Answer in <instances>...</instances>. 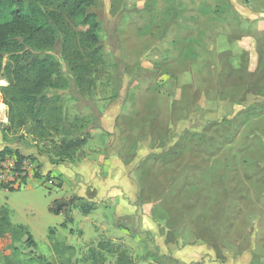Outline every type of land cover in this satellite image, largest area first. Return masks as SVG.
I'll return each instance as SVG.
<instances>
[{"label":"rangeland","instance_id":"1","mask_svg":"<svg viewBox=\"0 0 264 264\" xmlns=\"http://www.w3.org/2000/svg\"><path fill=\"white\" fill-rule=\"evenodd\" d=\"M93 10L102 62L78 88L62 61L59 132L7 130L0 92V207L35 241L7 230L0 257L264 264V0H95ZM86 133L71 160L58 155L62 138ZM66 161L82 164L50 171ZM83 195L95 198L88 214L68 203Z\"/></svg>","mask_w":264,"mask_h":264},{"label":"trees","instance_id":"2","mask_svg":"<svg viewBox=\"0 0 264 264\" xmlns=\"http://www.w3.org/2000/svg\"><path fill=\"white\" fill-rule=\"evenodd\" d=\"M94 5L95 0H0V78L7 82L0 86V92L7 106V130L23 128L31 122L34 132L44 136L51 124L55 132L65 126V122H60L58 104L62 96L53 93L70 84L62 61L78 88L90 86V74L102 62L103 45ZM50 114L54 121L49 119ZM89 136L86 133L62 138L58 155L71 160L87 144ZM5 152L0 150V160ZM17 157L21 159L20 154ZM75 201H81L79 209L84 214L95 208L94 202L82 197H73L68 203ZM65 207L57 210L55 205L50 211L59 214ZM66 221L71 222L72 217L67 216ZM61 226L66 227V222ZM7 230L12 233L24 230L27 241L35 244L24 225L11 224L10 211L4 206L0 207V237ZM98 247L117 252L107 242L98 243ZM0 264L11 263L2 255ZM116 264H137V261L120 251Z\"/></svg>","mask_w":264,"mask_h":264},{"label":"crops","instance_id":"3","mask_svg":"<svg viewBox=\"0 0 264 264\" xmlns=\"http://www.w3.org/2000/svg\"><path fill=\"white\" fill-rule=\"evenodd\" d=\"M80 164H82V163H78V164L74 165V164L68 163V161L63 162L62 164H50V166H51L50 171H52L53 174L56 176V175L60 174V169H61L62 166H65V167L68 168V170H71L70 166L71 167H74V166L76 167L77 165H80ZM93 169H95V167H93ZM93 174L97 177L96 180H94L96 185H101L103 187V189L109 188L110 185H109L108 179L99 176L100 175V171L99 170H94ZM95 184L93 186L92 185H90V186H92V188H95L96 187ZM79 196H81V195H79ZM82 197L85 198V200H87V201H93L95 199L94 197L88 196V195L87 196L83 195ZM132 208H134V206H132Z\"/></svg>","mask_w":264,"mask_h":264},{"label":"water","instance_id":"4","mask_svg":"<svg viewBox=\"0 0 264 264\" xmlns=\"http://www.w3.org/2000/svg\"><path fill=\"white\" fill-rule=\"evenodd\" d=\"M66 203L65 202H61V203H58L56 205V209L59 210L63 205H65ZM68 204V203H67Z\"/></svg>","mask_w":264,"mask_h":264},{"label":"built area","instance_id":"5","mask_svg":"<svg viewBox=\"0 0 264 264\" xmlns=\"http://www.w3.org/2000/svg\"><path fill=\"white\" fill-rule=\"evenodd\" d=\"M4 175H2L1 173H0V177L2 178Z\"/></svg>","mask_w":264,"mask_h":264}]
</instances>
